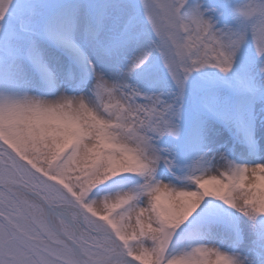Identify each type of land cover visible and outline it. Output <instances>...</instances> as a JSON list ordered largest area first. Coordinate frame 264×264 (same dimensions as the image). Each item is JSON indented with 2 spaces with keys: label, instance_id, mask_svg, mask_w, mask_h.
<instances>
[{
  "label": "snow or ice",
  "instance_id": "6c2138e0",
  "mask_svg": "<svg viewBox=\"0 0 264 264\" xmlns=\"http://www.w3.org/2000/svg\"><path fill=\"white\" fill-rule=\"evenodd\" d=\"M0 264H264V0H0Z\"/></svg>",
  "mask_w": 264,
  "mask_h": 264
}]
</instances>
